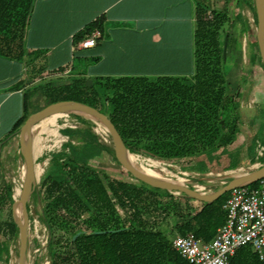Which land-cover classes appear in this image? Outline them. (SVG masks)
<instances>
[{"label":"trees","instance_id":"1","mask_svg":"<svg viewBox=\"0 0 264 264\" xmlns=\"http://www.w3.org/2000/svg\"><path fill=\"white\" fill-rule=\"evenodd\" d=\"M33 1L0 0V56L22 59L27 54L24 32ZM243 4L252 11L256 23L253 0H224L221 8L210 10V18L202 16L209 10L205 0H196L195 64L190 76L79 75L62 85L54 86L50 80L31 88L24 97L25 117L0 149L18 133L30 114L32 99L38 95L43 105L73 100L95 107L112 121L131 153L157 162L196 159L198 169L208 171L221 166L228 157V146L239 136L244 138L239 147L257 146V133L251 128L259 127L264 138V112L248 124L235 112L237 94L227 91L224 71L225 35L228 51L237 46V36L231 34L236 24L242 32H253L242 14ZM101 27L100 19L90 21L74 40L78 42ZM249 61L263 67L256 40L250 43ZM22 84L18 82L13 89ZM71 115L78 125L61 129L68 138L46 153L48 163L39 189L34 186L27 202L30 221V203L40 204L37 215L48 233L45 247L49 264H189L173 247L172 237L192 232L203 241L211 240L225 220L222 204L229 192L210 203L196 200L200 205L195 207L185 194L112 178L90 163L104 154L114 156L112 144L94 131L93 121ZM10 183L0 186V211H7V218L0 220V232L15 239L18 226L12 215L14 186ZM170 220L174 221L171 226ZM230 264L264 262L245 245L231 257Z\"/></svg>","mask_w":264,"mask_h":264},{"label":"crops","instance_id":"2","mask_svg":"<svg viewBox=\"0 0 264 264\" xmlns=\"http://www.w3.org/2000/svg\"><path fill=\"white\" fill-rule=\"evenodd\" d=\"M196 14V0H34L24 32L27 54L0 56V144L25 117V94L45 78L57 86L79 75L190 76ZM95 19L100 37L92 47H77L74 35ZM75 58L77 67H67ZM39 98L29 113L40 108ZM8 140L19 147L17 134Z\"/></svg>","mask_w":264,"mask_h":264},{"label":"rangeland","instance_id":"3","mask_svg":"<svg viewBox=\"0 0 264 264\" xmlns=\"http://www.w3.org/2000/svg\"><path fill=\"white\" fill-rule=\"evenodd\" d=\"M205 2L209 6V10L202 15L204 17H208L206 14H208L210 10L219 9L224 4V0H205ZM241 10L245 18L248 19L250 26H252L253 32H242L237 24L231 29V34L237 36V46L226 51L227 63L224 66V71L228 82L227 91L235 95L237 94L234 102L235 112L239 116L243 117L245 122L248 124L255 121V115L257 113L260 111L264 112V79L261 73L263 72V69L260 65L258 63L252 64L249 61L250 43L255 40V23L253 13L244 4L242 5ZM230 12L232 15V11ZM226 26L227 23L224 24V27ZM45 51L46 50H44V52ZM73 63L76 68L78 59H70L66 66L71 68ZM41 64L48 67L49 60L45 59L41 62ZM46 79L47 78L43 79L40 84L48 82ZM37 103L39 104L38 107H41L44 102L40 101L39 98V100L36 101V104ZM47 118L38 122L34 128V138L36 142L34 149L35 167L38 177L35 186L37 189H39V182L42 179L47 167L48 157L45 156L46 153L50 150L57 149L61 143L68 138L66 135L61 133V129L66 126L74 128L78 125L76 119L71 114L57 115L55 125H48V129L43 131L41 130V124L44 121L47 122ZM94 124V131L103 140L110 142L111 139L105 129L99 123ZM251 130L254 133H257V146L254 145V147L249 149L245 148V145L239 147V145L244 142V138L239 136L233 144L228 146V157L222 161L221 166H218L215 169H207L208 171L198 169L200 162L198 163L196 159H184L180 162L158 161L159 166L154 167V169L161 174L150 172L146 167L148 165H139L138 163L132 161H129L128 163L151 177L182 184L173 180L177 177H181L187 185L194 186L203 192H211L227 182L230 175L248 171L264 164V162H262L264 158V151H262L264 150L262 130H260L257 126L251 128ZM138 155L148 158V156L145 155ZM252 158L255 159V162L253 163L250 162ZM90 163L112 178L132 183L137 182L132 175L125 171L115 157L110 154H104L101 157L90 161ZM224 167L231 169H224ZM23 173L24 163L22 157L19 155V147L14 144L13 141L7 140L0 158V186H2L5 181L13 182L15 196L16 189L19 188L22 183ZM172 177L173 179H171ZM15 197L19 199V196ZM189 202L195 207L200 205V203L194 199H191ZM30 207L32 220L29 221L28 226L26 264H49L45 247L48 238L47 229L46 226L37 218V212L40 210V204H33L31 202ZM33 208H35L36 211ZM16 211H18L17 216L21 217L20 206L16 208ZM6 218L7 211L4 209L3 211H0V220H4ZM173 222V220H170L169 225L171 226ZM6 250L8 252H6ZM0 258V264H17L18 237L11 239L0 232Z\"/></svg>","mask_w":264,"mask_h":264},{"label":"water","instance_id":"4","mask_svg":"<svg viewBox=\"0 0 264 264\" xmlns=\"http://www.w3.org/2000/svg\"><path fill=\"white\" fill-rule=\"evenodd\" d=\"M256 23H255V40L257 42L259 57L262 63V69L264 72V0H253ZM226 42L227 35L224 37L223 43V57L226 55ZM68 115L77 114L87 119H90L94 123H99L109 135L111 144L114 151V156L120 165L132 175L137 181L143 182L151 187L160 188L176 194H185L186 196L199 200L204 203H210L216 200L222 194L229 192L232 188L249 185L258 181L264 177V164L257 166L254 169L239 172L230 175V179L225 182L218 189L211 192H203L194 186H189L184 182L182 184L174 183L164 179H158L151 177L142 171L136 169L134 166L126 161L125 155L130 152L125 146L118 130L112 121L93 106L88 104L73 101V100H60L41 106L37 110L28 115L20 126L17 136L19 144V152L24 163V173L22 183L20 185L19 202L21 208V220H18L15 216V204L16 199L12 204V215L15 223L18 226V258L17 264H26V252L28 243V226H29V212L27 208V202L32 193V190L38 180L35 167V138L34 128L38 122L50 117L52 115ZM131 153V152H130Z\"/></svg>","mask_w":264,"mask_h":264},{"label":"built area","instance_id":"5","mask_svg":"<svg viewBox=\"0 0 264 264\" xmlns=\"http://www.w3.org/2000/svg\"><path fill=\"white\" fill-rule=\"evenodd\" d=\"M207 16L211 17L210 12ZM100 35L101 31L94 29L76 46L92 47ZM257 182L256 186L241 185L229 191L222 204L225 220L211 240L203 241L192 232L173 236L172 245L180 256L189 264H230L236 251L248 245L264 262V177Z\"/></svg>","mask_w":264,"mask_h":264},{"label":"bare ground","instance_id":"6","mask_svg":"<svg viewBox=\"0 0 264 264\" xmlns=\"http://www.w3.org/2000/svg\"><path fill=\"white\" fill-rule=\"evenodd\" d=\"M56 117H57V115H52V116H50V117H48L47 119H48V121L46 122V121H44L42 124H41V127H42V129L41 130H47L48 129V125H50V126H54L55 125V122H56ZM42 121V120H41ZM53 132H55L54 130H52ZM43 135V134H42ZM104 137V136H103ZM63 145V144H62ZM125 158H126V160H133V161H142L143 163H145L146 165H148V166H151V167H158L159 166V162H157L156 160H154V159H152V158H150V157H148V158H144V157H142V156H140V155H138V154H135V153H130V152H127L126 153V155H125ZM163 166V165H162ZM165 166V165H164ZM167 167V166H166ZM170 170H172V169H170ZM175 172V171H174ZM9 174V173H8ZM12 175V174H11ZM10 175V176H11ZM11 178V177H10ZM171 179H173V177L171 178ZM173 180H175V181H178V182H180V183H183L184 182V179L183 178H181V177H177L176 179H173ZM11 183H13V182H11ZM10 183V184H11ZM186 184V183H185ZM19 187V186H18ZM20 187L19 188H17L16 189V192H15V196H19V193H20ZM14 196V195H13ZM14 196V198H16ZM16 200H18L17 198H16ZM18 206H20V202H19V200H18V202H16V204H15V209H14V212H15V210H16V208L18 207ZM34 210H35V208H33ZM36 211V210H35ZM15 216H16V218L18 219V220H21V217L20 216H17V214H16V212H15ZM38 216V215H37ZM38 218V217H37ZM36 218V219H37ZM40 226V225H39Z\"/></svg>","mask_w":264,"mask_h":264}]
</instances>
